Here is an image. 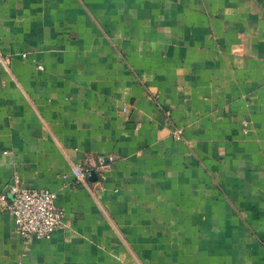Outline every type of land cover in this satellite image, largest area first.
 I'll list each match as a JSON object with an SVG mask.
<instances>
[{
  "label": "crops",
  "instance_id": "0c3cea01",
  "mask_svg": "<svg viewBox=\"0 0 264 264\" xmlns=\"http://www.w3.org/2000/svg\"><path fill=\"white\" fill-rule=\"evenodd\" d=\"M0 53V193L65 212L0 264H264V0H0Z\"/></svg>",
  "mask_w": 264,
  "mask_h": 264
},
{
  "label": "built area",
  "instance_id": "2783aa9c",
  "mask_svg": "<svg viewBox=\"0 0 264 264\" xmlns=\"http://www.w3.org/2000/svg\"><path fill=\"white\" fill-rule=\"evenodd\" d=\"M5 62L0 53V67ZM180 134L181 130H177L176 135L180 137ZM74 172L78 182H85L87 168L84 164H74ZM0 201L9 207L16 227L25 239L50 238L64 224L65 212L57 204L56 192L47 188H26L19 176H15L0 193Z\"/></svg>",
  "mask_w": 264,
  "mask_h": 264
}]
</instances>
